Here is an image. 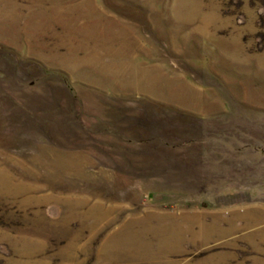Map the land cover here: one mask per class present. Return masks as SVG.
Wrapping results in <instances>:
<instances>
[{"label": "rangeland", "instance_id": "374dc122", "mask_svg": "<svg viewBox=\"0 0 264 264\" xmlns=\"http://www.w3.org/2000/svg\"><path fill=\"white\" fill-rule=\"evenodd\" d=\"M0 264H264V0H0Z\"/></svg>", "mask_w": 264, "mask_h": 264}, {"label": "crops", "instance_id": "0c3cea01", "mask_svg": "<svg viewBox=\"0 0 264 264\" xmlns=\"http://www.w3.org/2000/svg\"><path fill=\"white\" fill-rule=\"evenodd\" d=\"M202 161V160H201Z\"/></svg>", "mask_w": 264, "mask_h": 264}]
</instances>
